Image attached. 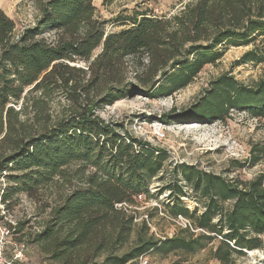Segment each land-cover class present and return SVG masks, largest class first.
Here are the masks:
<instances>
[{"label": "trees", "instance_id": "obj_1", "mask_svg": "<svg viewBox=\"0 0 264 264\" xmlns=\"http://www.w3.org/2000/svg\"><path fill=\"white\" fill-rule=\"evenodd\" d=\"M33 1L40 14L18 39L14 19L0 9V146L5 152L0 167L6 170L12 163L23 171L10 177L18 191L71 174L81 182L53 209L35 240L50 245L52 258L61 264H127L151 251L193 256L215 240L217 264H234L246 250L262 249L264 172L229 180L187 163L177 167L188 185L201 191L204 209L190 210L183 203L185 191L178 182L159 194L170 190L166 211L187 218L196 231L182 227L157 238L143 220L133 239L139 196L154 197L149 185L164 169L168 153L118 131L97 110L134 89L173 95L220 60L228 46L253 45L237 65L264 64V0H195L170 17L137 12L120 19L126 28L108 33L94 0ZM128 57L139 64L137 85L125 79L121 64ZM76 60L87 67L70 64ZM55 93L63 94L69 106L54 120ZM232 109L264 119V79L246 85L222 74L186 113H166L162 120L225 121ZM36 123L40 129H34ZM253 152L240 166L264 159V145Z\"/></svg>", "mask_w": 264, "mask_h": 264}, {"label": "rangeland", "instance_id": "obj_2", "mask_svg": "<svg viewBox=\"0 0 264 264\" xmlns=\"http://www.w3.org/2000/svg\"><path fill=\"white\" fill-rule=\"evenodd\" d=\"M194 1L94 0V3L97 6V16L108 21L106 24L108 33L126 28L128 24H122L120 19L127 15L146 11L155 16L170 17L179 13L187 3ZM0 9L14 19L15 39H18L27 28L33 27L40 14L33 0H0ZM260 45H264V42ZM252 48V44L228 46L220 60L206 65L191 84L174 92L173 95L151 96L150 92L134 89L128 96L114 104L97 110L107 123L116 125L118 131H128L134 137L147 140L168 153L164 169L149 185V191L154 197L148 201H145L144 195L139 198L133 239L140 230L143 220L147 222L149 232L157 238L172 236L184 227L179 223L182 220L172 217L164 206L171 191L165 189L159 194L160 189L170 183L178 182L183 187L185 195L181 199L190 210L204 209L205 199L201 191L188 185L177 165L181 163L195 165L201 170L222 175L229 180H250L264 172V159L255 165L247 162L245 166H240V163L250 159L255 146L264 145V119L254 118L246 112L232 109L225 121L200 122L196 119L177 121L173 118L168 122L162 120L166 113H186L185 111L191 109L198 98L206 93L211 82L222 74L232 75L246 85H254L264 79V64L252 62L236 64V61ZM100 52L101 47L97 48L93 58ZM70 64L84 68L88 65L82 60ZM138 65L134 57L124 59L121 66L126 82L139 84L135 79ZM21 104L22 102L15 105V108L19 109ZM50 105L52 119L55 120L62 109L69 106V102L63 94L55 93ZM30 116L33 117V113H30ZM119 126H122V130ZM39 127L38 123L34 125V129H40ZM4 153L3 147L0 146V166ZM74 167L77 165L70 169ZM21 173L23 171L17 170L12 163L6 170H1L0 167V212L8 216L9 221L5 220L7 224L18 226L14 237L24 241L28 247L27 258L23 264H61L52 258L50 245L43 246L41 242L35 240L36 234L47 228V223L52 219L53 209L61 205L65 195L74 186L81 185V182L78 177L71 174L67 178H56V182L52 184L41 185L30 191H18L15 188L16 184L10 182V177ZM231 202H227L226 206H230ZM216 243L217 240L213 241L207 248L193 256L171 253L165 257L151 251L127 264H144L145 260L147 264H173L177 261L178 264H217L212 257V249ZM234 264H264V247L246 250L244 255L236 257Z\"/></svg>", "mask_w": 264, "mask_h": 264}, {"label": "built area", "instance_id": "obj_3", "mask_svg": "<svg viewBox=\"0 0 264 264\" xmlns=\"http://www.w3.org/2000/svg\"><path fill=\"white\" fill-rule=\"evenodd\" d=\"M142 196L140 195L139 198ZM178 218L182 220L179 221L182 226L192 228L188 219L181 215ZM5 220L9 221L8 216L0 212V264H23L27 258L28 247L24 241L15 239L16 226L7 224ZM144 264H147L146 260Z\"/></svg>", "mask_w": 264, "mask_h": 264}]
</instances>
